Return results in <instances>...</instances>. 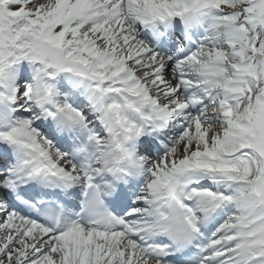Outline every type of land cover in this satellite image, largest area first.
Wrapping results in <instances>:
<instances>
[{"label": "snow or ice", "instance_id": "1", "mask_svg": "<svg viewBox=\"0 0 264 264\" xmlns=\"http://www.w3.org/2000/svg\"><path fill=\"white\" fill-rule=\"evenodd\" d=\"M0 264H264V0H0Z\"/></svg>", "mask_w": 264, "mask_h": 264}]
</instances>
